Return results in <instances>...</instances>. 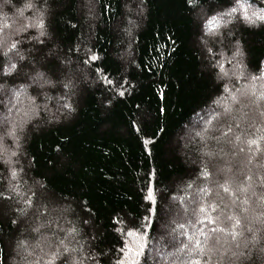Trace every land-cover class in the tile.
Returning <instances> with one entry per match:
<instances>
[{
  "label": "trees",
  "instance_id": "obj_1",
  "mask_svg": "<svg viewBox=\"0 0 264 264\" xmlns=\"http://www.w3.org/2000/svg\"><path fill=\"white\" fill-rule=\"evenodd\" d=\"M261 15L264 0H0V102L33 73L49 85L27 84L41 110L14 176L0 160V264H124L134 239V264H161V248L174 264H264ZM255 78L261 118L246 98L236 126L197 133Z\"/></svg>",
  "mask_w": 264,
  "mask_h": 264
},
{
  "label": "rangeland",
  "instance_id": "obj_2",
  "mask_svg": "<svg viewBox=\"0 0 264 264\" xmlns=\"http://www.w3.org/2000/svg\"><path fill=\"white\" fill-rule=\"evenodd\" d=\"M249 6V5H248ZM10 49H16V47L12 44L9 45ZM13 69H16V65L13 63V66L11 64V66L7 67L4 69V72L2 75H11L13 72ZM37 71V70H36ZM256 79H251L249 81L248 84L242 83V88L241 91H237L239 87L234 88L227 92V96L225 98H223V100L218 101L217 103H215L214 108L215 109H211L210 111L206 112L203 115H200L199 117L196 118V120L193 121L194 123V127H202L201 129H198V134L202 136L201 132H205L206 129H208L210 127V122L213 121L214 119H222L224 117V115H231V119H233V123L236 126L237 122L234 121L237 119H244L242 118L243 116L247 115V107H245L244 102H246V98H250L249 100L251 101L250 104L253 106L254 110H257V114L258 116H260V118L262 117V113H261V108L259 106V99L258 96L261 94L262 92V87L261 86H257L256 84ZM28 82H30L31 84H37V86L39 87H46L49 86L47 81L45 79H43L38 72L33 73L32 75H30L29 79H27V84ZM24 86L18 85L17 88L11 89V96L10 98H3L2 102L5 105V113L3 116L0 115V160H2V162L6 163L8 166H10L11 171L13 173V168L15 167L14 164H12L10 162V159L15 158V156L18 155V150L20 148V146H17V134L20 130V128L22 127V125H25L26 123H28L29 121H32L36 116H38L41 107L39 106L38 102L33 98L30 97V94L28 93V85L23 83ZM241 85V83H240ZM6 89V87L2 84L1 82V77H0V95H3V91ZM9 89V88H8ZM254 96V98L252 97ZM252 97V98H251ZM0 102V104L2 103ZM68 105V104H67ZM69 105L68 107L65 106V109L69 110ZM234 108V110H233ZM261 109V110H260ZM221 111V112H220ZM56 118L58 117V115L55 116ZM198 125V126H197ZM203 129V130H202ZM234 133V132H232ZM203 137H205L203 135ZM235 139H237V136L234 134L233 136ZM12 140L13 142V148L8 147L7 145V141ZM243 147L250 148V146L245 142L243 143ZM15 150V152L12 153V151ZM248 150V149H247ZM14 176V175H13ZM236 190H241V187H236ZM206 197V199L208 200V194H206L205 196L202 194H200V197ZM204 200L202 199L199 203V213L201 216V213L203 214L204 217H202L201 220L204 219V221H213V220H217V217L215 215H211V212L209 213L207 211V209L203 208L202 210L200 209V206H202L205 202H203ZM233 201V200H232ZM208 202H210V200H208ZM182 204V203H181ZM207 207H208V203ZM183 207L182 211H186V208L181 205ZM210 206V204H209ZM210 209V208H209ZM207 211V212H206ZM184 221H187L188 218L183 217ZM39 224H36V230H38ZM214 228L216 229V231H222L221 233L224 232L223 229L220 228V225H215ZM239 229V227H238ZM174 238L176 237V239L174 240L175 242H177V240H179V238H183L184 235L181 234V232H179L178 230L173 232ZM201 238H209L208 233H200ZM134 244H136L137 240H131ZM195 242V241H193ZM216 244L218 245L219 249L218 250H222L220 251L221 253H223V249L226 246L225 241H220V240H216L215 241ZM129 242L128 245V251L126 253V256L123 257L124 260V264H134L132 261L134 260L135 256H136V251L134 252V244ZM131 245V246H130ZM199 245V241L198 243H194L193 246L196 248ZM133 246V247H132ZM182 247V244L180 246V248ZM217 247V248H218ZM135 248V247H134ZM194 248V249H195ZM171 251L174 253H177L176 249L172 248ZM184 250L181 249L180 251H178V253H182ZM191 251V250H189ZM154 254H157L158 259H160L161 264H174V261L172 260V254L167 253L166 250H164L163 248H161L160 250H156L154 249Z\"/></svg>",
  "mask_w": 264,
  "mask_h": 264
},
{
  "label": "snow or ice",
  "instance_id": "obj_3",
  "mask_svg": "<svg viewBox=\"0 0 264 264\" xmlns=\"http://www.w3.org/2000/svg\"><path fill=\"white\" fill-rule=\"evenodd\" d=\"M188 2H189V4H192V3H193V0H188ZM237 3L239 4V3H240V0H237ZM28 6L31 7V5H28ZM235 11H236L235 8H232V9H231V12H235ZM226 14H227V13H226ZM253 15H255V13H253ZM245 18H246V19L248 18L247 12H245ZM257 18L260 19V20H264V15H261V16H259V17H257ZM212 19L214 20L215 17H213ZM249 22L251 23L252 21L249 20ZM209 23H211V20L209 21ZM41 25H42V22H41ZM43 34H44V33L42 32L41 35H43ZM91 59H92V60H95V59H97V57H96L95 55H93V56L91 57ZM109 83H111V81H109ZM120 95H123V93H120ZM66 107H68V106L66 105ZM237 139H238V137H237ZM250 143H251V144H256L257 141H256V140H251ZM13 175H15V173H13ZM226 190H227V189H226ZM147 198H148V199H151L152 197H151V195H149ZM12 223H15V221H13ZM236 223L239 224L240 221H239V220H236ZM236 235H237V233H235V232L232 233V237H233V239L236 238Z\"/></svg>",
  "mask_w": 264,
  "mask_h": 264
}]
</instances>
